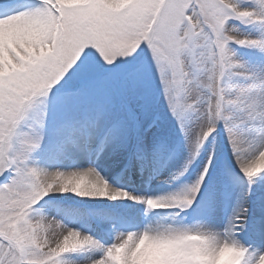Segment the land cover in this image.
<instances>
[{
    "label": "snow or ice",
    "instance_id": "1",
    "mask_svg": "<svg viewBox=\"0 0 264 264\" xmlns=\"http://www.w3.org/2000/svg\"><path fill=\"white\" fill-rule=\"evenodd\" d=\"M172 124L188 159L171 179L198 160L191 184L102 173L151 180ZM72 198L174 222L76 210L104 240L57 218ZM0 264H264V0H0Z\"/></svg>",
    "mask_w": 264,
    "mask_h": 264
},
{
    "label": "rangeland",
    "instance_id": "2",
    "mask_svg": "<svg viewBox=\"0 0 264 264\" xmlns=\"http://www.w3.org/2000/svg\"><path fill=\"white\" fill-rule=\"evenodd\" d=\"M235 23H239L238 21ZM242 28L244 26H241ZM244 30L252 32L253 35L257 34L255 26H247ZM242 56L252 62H258L261 58L251 49H238ZM170 152L172 153L171 158H165L160 162L158 175L153 176L151 180L148 176L151 175V171L145 173L140 179L135 177H121L119 169L113 167L107 162H98L102 173L109 179L114 185L125 187L129 191H134L137 194L147 195H163L173 191H179L183 187L191 184L199 169V161H194L193 164L185 172L184 176L172 180L171 177L181 170L188 159V152L184 146L182 134L179 131V127L175 124L170 126ZM242 194L240 189H237L234 193V197H239ZM59 215L57 218H62L63 222L69 226L82 228L85 231L93 232L97 237L110 240V236L106 234L105 230L96 224H92L90 227L84 219L79 218L76 215V210H112L118 208L119 213L126 217L130 222V228L142 227L145 223H155L157 221L164 223H172V214L175 210L158 209L149 213L147 217L144 216L143 205L135 204L131 201L119 202L114 204L113 202H93V201H82L79 198H72L71 200H62L58 202ZM53 211H56L54 209ZM225 210L224 215L227 214ZM184 218L185 222H194L192 215L189 212L187 217L181 213L177 219ZM233 255L231 252L226 250V256Z\"/></svg>",
    "mask_w": 264,
    "mask_h": 264
},
{
    "label": "bare ground",
    "instance_id": "3",
    "mask_svg": "<svg viewBox=\"0 0 264 264\" xmlns=\"http://www.w3.org/2000/svg\"><path fill=\"white\" fill-rule=\"evenodd\" d=\"M228 209V211H227V214L229 213V211H230V207L229 208H227ZM226 209V210H227ZM227 214H225V215H227ZM222 256H226V250L221 254Z\"/></svg>",
    "mask_w": 264,
    "mask_h": 264
}]
</instances>
